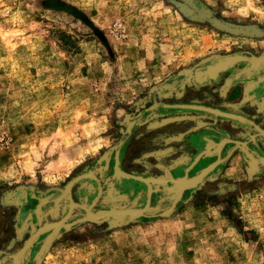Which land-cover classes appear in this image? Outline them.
Returning <instances> with one entry per match:
<instances>
[{"label":"rangeland","instance_id":"obj_1","mask_svg":"<svg viewBox=\"0 0 264 264\" xmlns=\"http://www.w3.org/2000/svg\"><path fill=\"white\" fill-rule=\"evenodd\" d=\"M262 58L264 0H0V264H264Z\"/></svg>","mask_w":264,"mask_h":264},{"label":"water","instance_id":"obj_2","mask_svg":"<svg viewBox=\"0 0 264 264\" xmlns=\"http://www.w3.org/2000/svg\"><path fill=\"white\" fill-rule=\"evenodd\" d=\"M234 62H235V59L234 58H226V59H224L222 61H219L217 64H215L211 68H209L208 71H207V73L212 78L219 71H223V70L227 69L229 66L233 65ZM263 63H264V58L256 61L255 62V65L259 66V65H261ZM181 186L182 187H187L189 185L186 183V184H183Z\"/></svg>","mask_w":264,"mask_h":264}]
</instances>
